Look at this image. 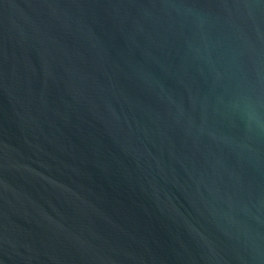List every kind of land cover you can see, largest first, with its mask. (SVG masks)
Returning a JSON list of instances; mask_svg holds the SVG:
<instances>
[{
  "label": "water",
  "instance_id": "water-1",
  "mask_svg": "<svg viewBox=\"0 0 264 264\" xmlns=\"http://www.w3.org/2000/svg\"><path fill=\"white\" fill-rule=\"evenodd\" d=\"M0 264H264V0H0Z\"/></svg>",
  "mask_w": 264,
  "mask_h": 264
}]
</instances>
